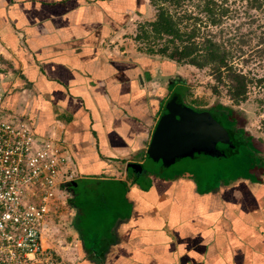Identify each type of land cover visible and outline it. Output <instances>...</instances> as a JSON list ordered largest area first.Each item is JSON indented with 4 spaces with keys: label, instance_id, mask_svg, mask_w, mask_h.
Listing matches in <instances>:
<instances>
[{
    "label": "crops",
    "instance_id": "1",
    "mask_svg": "<svg viewBox=\"0 0 264 264\" xmlns=\"http://www.w3.org/2000/svg\"><path fill=\"white\" fill-rule=\"evenodd\" d=\"M145 1L0 0L4 109L65 145L70 186L125 188L127 215L107 236L87 244L75 223L81 264H264L263 174L204 190L187 173L126 177L178 86L133 47Z\"/></svg>",
    "mask_w": 264,
    "mask_h": 264
},
{
    "label": "rangeland",
    "instance_id": "2",
    "mask_svg": "<svg viewBox=\"0 0 264 264\" xmlns=\"http://www.w3.org/2000/svg\"><path fill=\"white\" fill-rule=\"evenodd\" d=\"M204 2H208L214 8L216 23H211L207 16L201 13L199 6H202ZM145 4L148 10L145 16L135 18L136 21H133L136 29L132 30L134 31L133 39L139 32V25L155 18L156 8L150 0H146ZM165 8L182 20L179 23L181 30L196 33V42L212 40L219 43L221 49L228 53L230 64L243 72L251 83L248 85L246 99L236 104L226 92L228 83L226 80L224 84L218 82L211 66L197 68L190 64L176 63L161 55H150L146 50L150 44L134 39V49L153 57L157 63H164L161 73L164 72L167 81L178 83V86H175V83L170 84L168 89L165 85L164 88L167 91L164 97H171L175 92L184 93L185 101L196 107V110L208 111L209 109L210 112L218 113L226 128L240 130L243 127L263 148L262 154L257 155L256 152L253 156L255 160L257 157L261 158L259 164H263L264 0H189L179 7L166 4ZM162 42V40L156 41L154 48L162 46ZM3 68L0 60V72L3 74L1 75L2 85L7 75ZM5 92L6 99L8 91L5 89ZM219 104L232 108L237 114L226 112V109ZM163 110L165 111L164 107L161 112H164ZM11 115L3 114L4 119L10 118ZM248 154L249 152L246 153L243 149L228 158L194 154L170 166H164L160 161L154 160L151 152L146 151L143 166L147 174L141 176L140 182H147L159 176L174 178L176 173H187L194 176L200 183V188L204 190L220 186L228 181L254 180L257 174H253V170L255 169L258 173L263 171L264 167L261 165L253 167L252 163L248 162ZM75 180L76 178L71 176L69 183H66L68 192L65 190L61 198L64 203L50 220L49 231L45 238L44 246L51 248L57 264H81V238L75 223L80 232L82 229L85 242L92 243L91 238L97 240L102 235L109 234L120 220L119 218L127 215L129 209L123 200L124 186L114 185V183H111V186L103 184L81 186V181L76 187L70 186V182ZM81 208L85 209L81 210Z\"/></svg>",
    "mask_w": 264,
    "mask_h": 264
},
{
    "label": "built area",
    "instance_id": "3",
    "mask_svg": "<svg viewBox=\"0 0 264 264\" xmlns=\"http://www.w3.org/2000/svg\"><path fill=\"white\" fill-rule=\"evenodd\" d=\"M0 72V264H57L45 247L50 220L71 179L65 145L12 114L4 119Z\"/></svg>",
    "mask_w": 264,
    "mask_h": 264
},
{
    "label": "trees",
    "instance_id": "4",
    "mask_svg": "<svg viewBox=\"0 0 264 264\" xmlns=\"http://www.w3.org/2000/svg\"><path fill=\"white\" fill-rule=\"evenodd\" d=\"M187 1L189 0H150V3L156 8L155 18L152 21L139 25V32L134 39L150 44L146 47V50L150 55H161L176 63L190 64L197 68L211 66L215 72L217 81L224 84V80H226L228 83L226 86L228 97L236 104L244 101L247 97L248 85L251 81L243 72L234 68L232 64H230L228 53L223 51L221 45L215 41L204 40L196 42V33L194 31H186L185 29L181 30L179 23L182 20L169 13L168 9L165 8L166 4L173 7H179ZM208 2H204L199 8L202 11L201 13H204L211 23H216V19L214 18V8L208 4ZM158 40L163 41L161 44L162 46L154 48V45ZM214 90H216V87H214ZM174 94L181 97L188 106L196 110V107L189 105L185 101L184 93L175 92ZM219 105L223 106L226 109V112L237 114L232 108L222 104ZM207 110L210 111L209 109ZM196 111L204 110L198 109ZM216 114L221 119L220 115L218 113ZM222 125L225 127L223 122ZM234 131L244 137L245 144L240 145L236 152L230 154L228 157H232L239 153L240 149H243L246 153L249 152L248 162H251L253 167L256 165L264 167V160L262 161L263 164H259L261 158L257 157L256 160L253 158L256 152L257 155L262 154L263 148L260 143L248 134L243 127L240 130ZM252 173L257 174V177L254 180L250 179L251 182H259L263 179L260 178V175H264V169L263 171H258V173L254 169Z\"/></svg>",
    "mask_w": 264,
    "mask_h": 264
},
{
    "label": "water",
    "instance_id": "5",
    "mask_svg": "<svg viewBox=\"0 0 264 264\" xmlns=\"http://www.w3.org/2000/svg\"><path fill=\"white\" fill-rule=\"evenodd\" d=\"M164 108L147 149L154 160L164 166L194 154L227 158L245 144L244 137L224 127L216 113L196 111L177 95L172 96ZM129 171L136 179L147 172L143 164L137 162L126 163L125 172Z\"/></svg>",
    "mask_w": 264,
    "mask_h": 264
},
{
    "label": "flooded vegetation",
    "instance_id": "6",
    "mask_svg": "<svg viewBox=\"0 0 264 264\" xmlns=\"http://www.w3.org/2000/svg\"><path fill=\"white\" fill-rule=\"evenodd\" d=\"M171 94H172V93H171ZM174 95H175V94H174ZM174 95H171V97L174 96ZM171 97L168 98L167 102L171 99ZM178 97H179V96H178ZM179 98H181V97H179ZM181 99H182V98H181ZM182 101H183V99H182ZM183 102H184V101H183ZM184 103H185V102H184ZM185 104H186V103H185ZM186 105H187V104H186ZM131 175L134 176V175L131 173V171H129V172H128V176H131Z\"/></svg>",
    "mask_w": 264,
    "mask_h": 264
}]
</instances>
